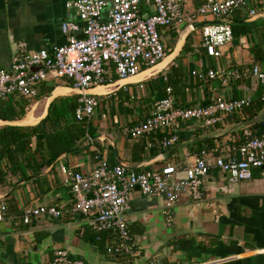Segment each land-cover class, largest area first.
Masks as SVG:
<instances>
[{
  "label": "crops",
  "instance_id": "0c3cea01",
  "mask_svg": "<svg viewBox=\"0 0 264 264\" xmlns=\"http://www.w3.org/2000/svg\"><path fill=\"white\" fill-rule=\"evenodd\" d=\"M73 1L76 0H0V70L10 69L11 58L20 42L25 43L29 51L63 45V22L73 23L77 27L75 35L81 38L83 24L75 11L66 7ZM200 3L185 0L183 10L193 13ZM263 13L264 7H256L254 16L241 10L234 14L235 20L229 19L241 22L257 19ZM139 14L148 17L153 9L141 2ZM212 22L216 21L200 18L195 25ZM199 28L188 35L179 55L156 76L117 87L113 84L120 80L109 73L111 82L97 89L98 95L94 97L98 99V107L91 121L85 123L89 128L87 143L74 154L66 153L46 175L41 176L49 167L34 177L38 182H17V178L7 175L6 182L0 185V200L7 205V215L0 223V264H47L56 250H65L72 258L86 264H264V177L258 170L252 171L249 181L230 183L225 174L211 166L202 179L201 200L193 201L184 195L168 211L164 197L144 196L134 189L124 210L135 244L133 257L107 255L105 246L109 238L92 230L89 217L68 212L72 197L63 183L61 166L90 172L94 156L100 153L110 165L120 163L132 172L173 165L179 167L176 177L182 178V169L200 152L207 154L209 166L216 156L233 155L238 159L236 151H232L231 139L244 128L252 134L258 133L259 124L234 128L239 123L264 117V103L259 102L264 86L250 74L254 66L264 73V20L232 34L231 43L221 49L218 58L207 56L199 47ZM182 29L159 28L166 57L173 51ZM144 70L141 67L139 72ZM209 70L230 76L209 80L192 74L205 75ZM69 88L72 86L68 79L47 77L38 86L33 100L9 99L15 112L23 110V116L17 114L15 121L8 122L25 123L29 127L37 125L46 117L54 100L79 96ZM54 90L56 94L49 98ZM167 90H170L175 108L207 106L216 99L245 98L250 99L253 106L260 105L261 109L258 112L247 110L244 117H225L222 123L210 128H203L198 121L181 123L177 131L182 138L176 131L178 141L166 149L158 144L159 135L128 138L124 130L144 121L153 104L167 96ZM250 113L254 118H247ZM66 120L69 124L76 122L72 114H67ZM227 131L231 132L225 134ZM34 147L32 139L31 148ZM154 158V163L141 168ZM40 205L58 207L64 210L63 215L59 219H32L24 224L21 219L24 211ZM166 212L172 217L170 224Z\"/></svg>",
  "mask_w": 264,
  "mask_h": 264
},
{
  "label": "built area",
  "instance_id": "2783aa9c",
  "mask_svg": "<svg viewBox=\"0 0 264 264\" xmlns=\"http://www.w3.org/2000/svg\"><path fill=\"white\" fill-rule=\"evenodd\" d=\"M200 5L193 13H185V0H76L67 3L82 22V37L75 35L77 27L70 22L61 24V34L65 43L50 50L29 51L20 42L11 58L8 71L0 70V101L10 98L33 100L38 86L47 77L71 81L72 87L85 90L111 82L109 73L118 80L136 75L141 67L148 69L166 57L161 42L159 28L180 29L195 25L200 18L213 21L227 20L234 11L245 10L254 16L256 7H264V0H197ZM148 3L153 14L141 17L139 4ZM107 12V15L105 13ZM199 47L209 57L218 58L221 49L233 39L231 26L227 24L205 23L199 28ZM198 78L215 79L217 76L229 78V73L207 71L205 75L192 73ZM251 76L264 86V73L257 66ZM237 78V75L231 74ZM259 101L264 103V92ZM250 99L224 101L216 99L207 106L175 108L170 90L167 96L153 104L150 115L142 122L124 130L130 139L146 135H159L158 144L166 149L178 141L175 132L179 124L198 121L203 128L215 127L224 118L240 114L250 106ZM98 99L81 95L74 111L76 121H91ZM238 159L233 155L216 156L211 165L207 154L202 151L193 162L182 169L183 177L177 178L179 167L166 165L160 169L132 172L123 166L110 165L97 153L94 167L90 172H80L61 166L63 183L72 197L68 212L91 219L95 233H104L107 255L135 256V244L129 234L124 210L129 196L137 189L144 196H162L165 207L172 208L181 196L187 195L193 201L202 197V179L212 166L227 176L230 183L249 181L252 171L258 170L264 177V121L259 123L258 133L252 134L248 128L231 139ZM64 210L49 205H40L24 211L21 219L29 224L32 219H59ZM7 215V205L0 200V223ZM167 223L172 222L168 212ZM47 264H86L72 258L65 250H56ZM145 264H154L148 262Z\"/></svg>",
  "mask_w": 264,
  "mask_h": 264
},
{
  "label": "trees",
  "instance_id": "16d2710c",
  "mask_svg": "<svg viewBox=\"0 0 264 264\" xmlns=\"http://www.w3.org/2000/svg\"><path fill=\"white\" fill-rule=\"evenodd\" d=\"M236 12H232L230 16L232 20L236 19L234 17ZM250 26L252 24L249 26L232 25V34L236 35L241 28ZM78 99L79 96L69 100H54L49 106L46 117L37 125L30 127L0 126V185L6 182L7 175L17 178V182L22 180L38 182L39 180L33 178L50 167L60 154H74L79 147L87 143L89 128L85 122L75 120V123L69 124L66 120L67 114L74 116ZM8 101H0V120L15 121L17 114L23 116V110L15 112V108ZM260 109V105L253 106L251 101L250 106L242 110L240 114L228 116L243 115L244 117L247 110L258 112ZM253 116L255 115L250 113L247 118L252 119ZM177 135L180 139L182 138L179 132ZM32 139L35 140L34 149L31 148ZM96 238L97 236L94 235V239Z\"/></svg>",
  "mask_w": 264,
  "mask_h": 264
},
{
  "label": "water",
  "instance_id": "95a60500",
  "mask_svg": "<svg viewBox=\"0 0 264 264\" xmlns=\"http://www.w3.org/2000/svg\"><path fill=\"white\" fill-rule=\"evenodd\" d=\"M104 1H108V0H104ZM262 20H264V13L260 17H258L257 19H250V20L241 21V22H236V21H232L230 19H227V20L216 21L215 23L216 24H227L229 26H231V25H241V26H244V25H250L252 23H256V22H259V21H262ZM203 25H205V23L197 24V25H191V26H187V27L183 28L179 32V34H178V39L176 41V45H175L173 51L167 57H165L164 59H162L160 62H158L154 66H152V67H150L148 69H145L143 72H139V73H137L136 75H134L132 77H129V78H126V79H123V80L118 81L117 83L113 84V86L114 85L115 86L118 85L117 87H122V86L129 85V84H136V83H139V82L144 81L145 80L144 77H147V76L148 77H154V76H156L160 71H162L169 63H171L179 55V53L181 52V50H182V48H183V46L185 44V41H186V38L188 37V35L191 32L195 31L197 28L202 27ZM110 86H112V85H110ZM103 87H104V85L97 86V87H94V88L85 90L84 92H81L80 90L75 89L73 87L72 88H69V90L73 91L74 93H76L79 96H81V95L97 96L98 95L97 89H100V88H103ZM55 94H56V90H54L50 94L49 98H51ZM263 121H264V117H261L259 119H255V120H252V121H249V122H242V123H239L234 129H239V128L241 129V128H244V127H251V126H253L255 124H259L260 122H263ZM0 124L1 125H4V126L5 125H9V126H19V127L29 126V124H25V123H15V122H8V121H1V120H0ZM230 132L231 131H227L225 134H228ZM95 138H97V137H95ZM66 155H67L66 153H62L61 155H59L53 161V163L49 167L48 171H46L45 173H43L41 176L46 175L53 168L54 164L57 161L64 159L66 157ZM155 161H156V159L154 158V159L148 161V163H144V165H142L141 168H145L146 166L151 165ZM118 165L119 166H122L120 163H118ZM137 169H140V167H137ZM22 183L23 182L19 183L16 187H18Z\"/></svg>",
  "mask_w": 264,
  "mask_h": 264
},
{
  "label": "rangeland",
  "instance_id": "374dc122",
  "mask_svg": "<svg viewBox=\"0 0 264 264\" xmlns=\"http://www.w3.org/2000/svg\"><path fill=\"white\" fill-rule=\"evenodd\" d=\"M160 39H161V37H160ZM161 42H162V40H161ZM162 44H163V42H162ZM164 45V44H163ZM165 47V46H164ZM66 79V78H65ZM69 83H70V85L72 86V83H71V81L69 80Z\"/></svg>",
  "mask_w": 264,
  "mask_h": 264
}]
</instances>
